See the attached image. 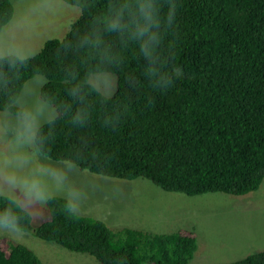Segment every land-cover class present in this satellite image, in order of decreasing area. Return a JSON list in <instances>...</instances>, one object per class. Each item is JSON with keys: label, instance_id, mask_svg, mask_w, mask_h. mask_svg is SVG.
<instances>
[{"label": "trees", "instance_id": "obj_1", "mask_svg": "<svg viewBox=\"0 0 264 264\" xmlns=\"http://www.w3.org/2000/svg\"><path fill=\"white\" fill-rule=\"evenodd\" d=\"M182 3L175 60L183 74L173 100L147 122L136 117L118 133L101 134L97 159L81 169L114 179H146L186 196H243L264 180V0ZM13 15L10 0H0V33ZM58 42L46 41L33 63L50 65ZM127 68H137L131 53ZM51 86L59 89L55 81ZM66 150V141L58 138L52 156ZM4 206L0 201V211ZM46 207L47 220L36 228L30 221L20 232L99 264H188L197 249L193 231L112 230L67 210L63 200ZM0 264L42 262L25 245L0 237ZM227 264H264V251Z\"/></svg>", "mask_w": 264, "mask_h": 264}, {"label": "clouds", "instance_id": "obj_2", "mask_svg": "<svg viewBox=\"0 0 264 264\" xmlns=\"http://www.w3.org/2000/svg\"><path fill=\"white\" fill-rule=\"evenodd\" d=\"M74 8L50 65L33 63L43 44L14 36L0 43V229L6 231L22 230L37 206L63 200L73 210L82 196L75 178L97 159L100 135L118 133L136 117L149 121L173 100L183 74L175 60L182 0H77ZM129 53L135 70L127 68ZM58 138L67 150L53 157Z\"/></svg>", "mask_w": 264, "mask_h": 264}, {"label": "rangeland", "instance_id": "obj_3", "mask_svg": "<svg viewBox=\"0 0 264 264\" xmlns=\"http://www.w3.org/2000/svg\"><path fill=\"white\" fill-rule=\"evenodd\" d=\"M12 20L3 27L0 43L16 37L21 43L39 46L60 40L72 23L75 8L62 0H10ZM81 199L73 211L103 221L110 229L124 227L170 234L193 231L197 249L188 264H227L264 251V180L258 190L243 196L208 193L186 196L161 190L146 179L102 177L81 169L76 176ZM3 183L0 178V184ZM36 228L48 219L46 206L34 208ZM0 237L31 249L42 264H99L93 257L23 232L0 229Z\"/></svg>", "mask_w": 264, "mask_h": 264}]
</instances>
